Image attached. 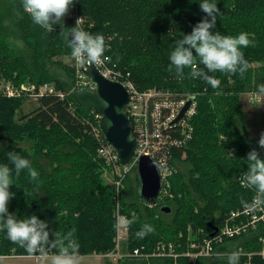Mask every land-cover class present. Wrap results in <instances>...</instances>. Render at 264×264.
Masks as SVG:
<instances>
[{
	"label": "trees",
	"instance_id": "trees-1",
	"mask_svg": "<svg viewBox=\"0 0 264 264\" xmlns=\"http://www.w3.org/2000/svg\"><path fill=\"white\" fill-rule=\"evenodd\" d=\"M217 8L213 31L232 36L244 32L254 43L242 48L249 62L243 75L209 73L220 80L215 89L202 77L187 78L190 68L184 69L183 79L176 78L174 68L168 71L170 46L205 15L198 0H76L65 14L76 13L83 20L80 28L104 36L103 56L129 72L139 89L154 86L176 98L195 95L196 111L189 117L191 138L171 148L173 164L183 163L184 170L168 177L170 196L159 205L142 200L135 167L123 180L118 197L121 213L127 220L135 218L128 225V248L123 250L143 247L151 252L161 241L182 244L189 230L207 234L209 222L219 225L225 212L243 206L241 200L249 201L256 192L240 180L247 171V152L255 148L264 158V149L257 143L260 135L250 138L245 131L238 96L258 92L257 85L264 83V0H217ZM61 20L48 32L32 22L21 0H8L0 12V81L18 86L49 83L57 90L36 96L37 106L19 123L13 111L20 109L22 99L0 94V163L12 167L7 153L18 152L39 173L37 184L28 170L16 176L13 169L10 191L15 196L8 208L18 217L35 213L48 221L49 242L42 253L56 254V234L72 232L79 243L77 255L105 254L114 249L115 188L101 177L105 162L97 155L91 132L95 114L72 98L74 60L70 64L62 60L71 56L66 37L77 25L72 17ZM197 65L207 72L198 60ZM162 205L170 206L171 214L164 213ZM146 223L154 231L141 238L138 233ZM260 235L264 236V225L223 248L256 249ZM37 253L28 254L0 231V256ZM221 259L227 258H202L201 263ZM106 264H172V260L124 257Z\"/></svg>",
	"mask_w": 264,
	"mask_h": 264
},
{
	"label": "built area",
	"instance_id": "built-area-1",
	"mask_svg": "<svg viewBox=\"0 0 264 264\" xmlns=\"http://www.w3.org/2000/svg\"><path fill=\"white\" fill-rule=\"evenodd\" d=\"M68 17H72L75 23L80 18L79 27L82 26L83 20L76 13L69 12ZM90 64H94L101 73L111 80H115L123 84L129 93L128 103L124 107L125 114L130 118L132 123V137L136 141L133 162L129 165H121L113 147L105 140L99 126L92 124L91 132L97 142V153L104 160L105 165L116 173L115 194L116 202L114 207L115 218V235L113 238L114 249L106 253V257L110 261L124 257L149 258L163 257L172 260V264H202V258H220L225 257L232 251L241 253L239 264H262L264 261V236L258 237L259 247L248 250L245 247H238L235 250L224 249L226 242L234 240L245 235L249 231H256L264 225V206H258L255 209L249 210L246 206H241L237 209L227 211L223 214L219 225H215L217 230L213 232L209 228L207 234H202L201 231H194L191 234L188 231L187 240L184 243H173L171 241H161L156 244L151 252L144 251L143 247H135L131 251L123 250L128 242L129 226L124 221L126 216L121 213L120 201L118 200L119 192L122 188L123 180L128 172L133 168V163L140 156L150 157L157 168L161 179V186L156 198V202L149 205H159L158 201L170 196L169 179L168 177L177 171L176 164H173V154H171L172 146L185 145L191 138L192 127L189 123V117L194 113L195 95L190 94L182 97L178 101L170 99V95L163 92L157 87L147 89H139L130 79V73L121 71L115 65L110 63L107 56H103L97 62H85L81 64L74 58V73L75 79L71 89V93L79 88H87L95 90V83L86 77L83 73V68ZM29 92L36 98L38 95L56 92L53 86L49 83L39 85L29 84L25 87L23 84L16 86L11 82H7L0 88V94L6 97H18ZM62 97L64 93L58 92ZM248 99L251 103H258L261 99L259 92H247ZM191 100L189 108L185 111L183 117L174 124L170 121L176 116L179 108ZM97 116V115H96ZM246 185V184H245ZM244 185V186H245ZM255 192L251 197V204ZM190 228V227H189ZM42 252H38L36 256H40ZM255 258L257 260H255ZM215 264H227V259L218 260ZM264 264V263H263Z\"/></svg>",
	"mask_w": 264,
	"mask_h": 264
},
{
	"label": "clouds",
	"instance_id": "clouds-1",
	"mask_svg": "<svg viewBox=\"0 0 264 264\" xmlns=\"http://www.w3.org/2000/svg\"><path fill=\"white\" fill-rule=\"evenodd\" d=\"M24 11L29 13L32 22L39 25L48 32L53 31V24L57 21L62 23L61 18L65 16L69 8L76 0H21ZM197 2V0H190ZM199 8L205 15L196 22L189 33L176 39L175 44L170 46L168 53V71L175 69L177 79L185 78L184 69L190 68L187 78L202 79L213 89L220 85V80L209 73H239L243 75L249 68V62L244 57L242 48H247L254 42L249 39L248 34L241 32L236 36L222 34L220 31H213L216 27L217 0H198ZM80 18L77 19L75 27L71 29L72 38L68 42L71 49V56L81 64L99 61L105 52V38L102 34H92L80 28ZM195 51V55L193 53ZM202 64L207 72L198 68ZM259 93H264V83L257 85ZM258 145L264 149V132L258 139ZM8 163H0V231H3L6 238L24 248L28 254H34L44 250L49 242L48 221L40 219L35 213L24 217H18L10 212L8 202L15 193L10 191L13 181V169L16 176L22 170H28L30 179L39 183V173L33 168L30 160L18 152L9 151ZM244 159V158H242ZM247 171L242 175L240 183L253 188L257 196L251 204L241 200V204L249 210L258 206H264V158L257 149H252L246 155ZM135 218L125 220V224H132ZM154 231L151 224H144L138 235L143 238ZM55 246L58 251L51 257V264H75L79 252V243L72 232L56 234ZM241 253L232 251L227 255V264H239Z\"/></svg>",
	"mask_w": 264,
	"mask_h": 264
},
{
	"label": "water",
	"instance_id": "water-1",
	"mask_svg": "<svg viewBox=\"0 0 264 264\" xmlns=\"http://www.w3.org/2000/svg\"><path fill=\"white\" fill-rule=\"evenodd\" d=\"M71 30L67 34V42L71 41ZM83 73L96 85L95 90L79 89L72 92V98L79 106L93 110L101 115L99 127L105 140L113 147L121 165H129L133 162L136 141L132 137V123L125 114L124 107L128 103L129 93L127 88L118 81L104 76L94 65L90 64L83 68ZM191 100L180 110L173 122L179 121L189 108ZM139 180V196L142 200L155 203L161 179L154 161L148 156H140L133 163ZM160 209L164 213H170L171 207L162 205ZM213 230L217 227L208 223Z\"/></svg>",
	"mask_w": 264,
	"mask_h": 264
},
{
	"label": "rangeland",
	"instance_id": "rangeland-1",
	"mask_svg": "<svg viewBox=\"0 0 264 264\" xmlns=\"http://www.w3.org/2000/svg\"><path fill=\"white\" fill-rule=\"evenodd\" d=\"M7 4H8V0H0V12H2L5 9ZM65 16H67V15H65ZM16 44L21 45V42L16 41ZM62 60L64 63L70 64L73 62L74 59L72 56H64V57H62ZM4 84H5L4 80H1L0 81V88H2ZM12 84L16 85L14 83H12ZM22 84L27 88L29 87V84H26V83H22ZM16 86H18V85H16ZM55 91H57V90H55ZM16 98L22 99L20 109L13 111L14 120H15V122L19 123L20 121L24 120L26 115L33 108H35L37 106V104H36V98L33 97L29 92H26V94H23L22 96L20 95ZM238 103H239V108H240V110L243 114V117H244L245 131L248 134V136L250 138H253V137L261 135V133L264 132V93L261 94V99L258 103H251L248 99L247 92H240L239 96H238ZM195 111H196V106H194V112ZM24 144L25 143H21L22 146ZM97 155H98V153H97ZM176 165H177L176 169L182 170V171L184 170L183 169L184 168L183 163H177ZM130 172L131 171H129L128 174ZM133 173L134 172H131V174H133ZM101 177H102L105 184H110L113 186L115 185V180L117 178V175H116V173L111 172V170L106 165L104 166V168L102 170ZM122 187H123V184H122ZM114 188H115V186H114ZM126 247L128 248V243H126ZM106 253H105V255H106ZM255 260H257V259L255 258ZM257 262L262 263V264L264 263V261L261 262L260 260H257Z\"/></svg>",
	"mask_w": 264,
	"mask_h": 264
},
{
	"label": "crops",
	"instance_id": "crops-1",
	"mask_svg": "<svg viewBox=\"0 0 264 264\" xmlns=\"http://www.w3.org/2000/svg\"><path fill=\"white\" fill-rule=\"evenodd\" d=\"M55 254L41 253L36 255H1L0 264H51V257ZM105 254L77 255L75 264H106Z\"/></svg>",
	"mask_w": 264,
	"mask_h": 264
},
{
	"label": "bare ground",
	"instance_id": "bare-ground-1",
	"mask_svg": "<svg viewBox=\"0 0 264 264\" xmlns=\"http://www.w3.org/2000/svg\"><path fill=\"white\" fill-rule=\"evenodd\" d=\"M86 77L88 78V76L86 75ZM88 79H90V78H88ZM91 80V79H90ZM92 81V80H91ZM93 82V81H92ZM79 89H87V88H79ZM79 89H76V90H79ZM87 90H89V89H87ZM75 91V90H74ZM169 95H170V99H172V100H174V101H178V100H180L182 97H178V98H176V97H174L173 95H171L170 93H168ZM91 110V109H90ZM180 110H181V107L179 108V110H178V112H177V114H176V116L170 121V124H174V123H176V122H173L174 120H175V118L178 116V114L180 113ZM93 111V110H92ZM94 112V111H93ZM94 114H95V125H97V126H99V122H100V118H101V115L99 114V113H96V112H94ZM97 115V116H96ZM100 128V127H99Z\"/></svg>",
	"mask_w": 264,
	"mask_h": 264
},
{
	"label": "flooded vegetation",
	"instance_id": "flooded-vegetation-1",
	"mask_svg": "<svg viewBox=\"0 0 264 264\" xmlns=\"http://www.w3.org/2000/svg\"><path fill=\"white\" fill-rule=\"evenodd\" d=\"M171 212H172V210H171ZM171 212L170 213H166V214H171Z\"/></svg>",
	"mask_w": 264,
	"mask_h": 264
}]
</instances>
